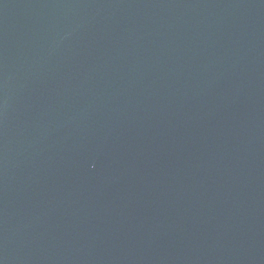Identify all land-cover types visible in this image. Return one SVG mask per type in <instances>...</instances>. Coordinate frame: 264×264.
Segmentation results:
<instances>
[{
    "label": "water",
    "instance_id": "1",
    "mask_svg": "<svg viewBox=\"0 0 264 264\" xmlns=\"http://www.w3.org/2000/svg\"><path fill=\"white\" fill-rule=\"evenodd\" d=\"M0 264H264V0H0Z\"/></svg>",
    "mask_w": 264,
    "mask_h": 264
}]
</instances>
